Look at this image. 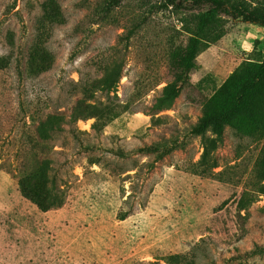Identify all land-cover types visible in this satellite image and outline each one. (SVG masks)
Segmentation results:
<instances>
[{"label":"rangeland","instance_id":"1","mask_svg":"<svg viewBox=\"0 0 264 264\" xmlns=\"http://www.w3.org/2000/svg\"><path fill=\"white\" fill-rule=\"evenodd\" d=\"M110 2L0 0V264H264L251 254L264 246V28H202L191 4ZM76 101L95 110L69 124ZM230 109L221 134H190ZM56 116L59 132L36 131ZM39 130L65 194L48 212L17 190ZM163 140L177 147L149 169L136 149ZM204 143L214 168L198 164Z\"/></svg>","mask_w":264,"mask_h":264},{"label":"trees","instance_id":"2","mask_svg":"<svg viewBox=\"0 0 264 264\" xmlns=\"http://www.w3.org/2000/svg\"><path fill=\"white\" fill-rule=\"evenodd\" d=\"M190 2V3H187ZM110 6H116L117 0H111ZM188 4L197 8L200 12V21L202 28H219L226 21V18L240 19L244 22L259 25L264 28V6L255 2L254 0H165V7H171L172 9L187 10ZM3 58L0 57V61ZM28 64L31 62V55L28 54ZM255 76L258 79L264 78V62L258 66ZM121 78L120 67L116 70L115 68L110 70L104 80L106 88L101 89L105 94L111 92V88L114 84L118 83ZM80 92L83 95L88 96L84 88L79 84ZM77 85V86H78ZM247 87L245 86L237 95L238 102L242 101V97L245 95ZM88 110H95V105H87L82 107L79 105V101L75 102L72 108L69 120V124H75L78 120H87L91 116L88 114ZM233 109L223 110L216 114H208L204 116L198 123H196L191 129L190 134L194 136H200L205 139V135L208 131H215L216 134H221L225 127V123L229 120ZM61 119L59 117H53L52 121H46L39 123L37 129L46 128L53 132H59L61 130ZM48 122V123H47ZM63 122V121H62ZM95 132L100 131V127L96 122L91 127ZM38 131L37 138L32 141V151L28 153L27 158L22 164V168L19 172L17 180V190L22 198L27 200L29 203L34 205L41 212H48L51 210L59 209L64 204L65 194L64 188L56 184V177L50 174V160L40 159L35 146L39 145L41 148L47 147L50 137L39 135ZM168 141H159L149 146L136 149L137 153L153 156V160L147 167L153 168L154 164L169 154H171L177 145ZM85 149L87 147H84ZM198 164L202 166H208L214 168L217 166V159L215 157V151H208L207 145L204 143V149L199 156ZM259 183L255 187V192L260 195H264V184ZM252 196V195H249ZM252 198H254L252 196ZM125 217H122L124 219ZM264 253V246H256L251 254ZM169 262H175L176 256H170Z\"/></svg>","mask_w":264,"mask_h":264}]
</instances>
